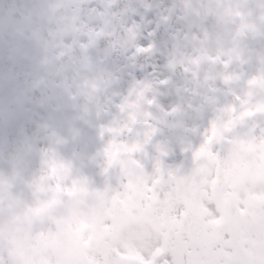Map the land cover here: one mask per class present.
Here are the masks:
<instances>
[{
	"label": "clouds",
	"instance_id": "1",
	"mask_svg": "<svg viewBox=\"0 0 264 264\" xmlns=\"http://www.w3.org/2000/svg\"><path fill=\"white\" fill-rule=\"evenodd\" d=\"M0 264H264V0H0Z\"/></svg>",
	"mask_w": 264,
	"mask_h": 264
}]
</instances>
